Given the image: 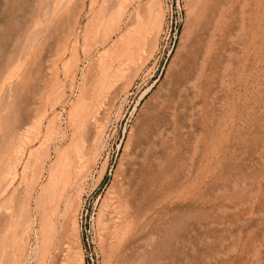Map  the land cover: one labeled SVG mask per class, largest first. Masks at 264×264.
I'll return each mask as SVG.
<instances>
[{
    "label": "rangeland",
    "instance_id": "374dc122",
    "mask_svg": "<svg viewBox=\"0 0 264 264\" xmlns=\"http://www.w3.org/2000/svg\"><path fill=\"white\" fill-rule=\"evenodd\" d=\"M0 264H264V0H0Z\"/></svg>",
    "mask_w": 264,
    "mask_h": 264
}]
</instances>
